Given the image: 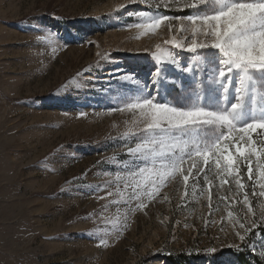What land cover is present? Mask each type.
I'll return each instance as SVG.
<instances>
[{"label":"rangeland","instance_id":"rangeland-1","mask_svg":"<svg viewBox=\"0 0 264 264\" xmlns=\"http://www.w3.org/2000/svg\"><path fill=\"white\" fill-rule=\"evenodd\" d=\"M169 3L0 0V264H264L261 232L239 254H214L238 249L252 230L264 229L256 157L252 180L247 161L241 164L247 187L239 193L231 178L220 186L214 157L208 165L193 157L183 165L193 173L187 188L178 175L155 198L126 202L133 181L137 191L158 182L155 174L127 175L128 148L143 125L139 112L112 110L135 90L126 80L147 83L159 65L169 96L179 93L172 80L188 83L153 53L160 44L189 64L190 22L173 19L155 32L133 26L147 16L196 11L183 9V0ZM49 32L56 34L51 41L38 39ZM253 138L259 148L264 137ZM228 154L237 156L233 147ZM194 164L203 168L198 176ZM244 192L252 213L241 203ZM201 252L206 257L196 258Z\"/></svg>","mask_w":264,"mask_h":264},{"label":"snow or ice","instance_id":"snow-or-ice-1","mask_svg":"<svg viewBox=\"0 0 264 264\" xmlns=\"http://www.w3.org/2000/svg\"><path fill=\"white\" fill-rule=\"evenodd\" d=\"M171 3L179 4L180 0H171ZM161 4L170 7L169 0H161ZM183 9L196 11L186 17L147 16L144 22L133 25L145 32H155L166 21L187 20L193 37L187 51L193 58L189 64L181 65L168 49L157 44L155 59L176 65L187 76L188 83L172 80L179 93L169 96L167 89L162 90L168 78L158 65L147 83L134 77L126 80L135 90L122 96V103L112 109L139 112L143 125L134 134L139 142L128 148L132 159L125 162L127 175L148 173L158 177L149 191H137L141 186L133 181L130 185L133 191L126 202L139 200L140 196L155 198L159 188L178 175L187 188L193 173L188 168L185 174L183 165L193 157L202 159L205 165L214 157L220 186L228 184L231 178L238 193L247 187L242 182L241 164L247 161L248 179L252 180L251 164L256 157L259 196L264 197V139L259 140L258 148L253 138L254 135L264 137V0H183ZM168 27L171 30L170 24ZM55 35L49 32L38 39L48 42ZM173 43L176 48L184 47ZM229 147L235 148V159L228 154ZM194 166L196 176L203 172L199 165ZM205 183H209L206 174ZM252 195H257L255 184ZM241 203L249 205L248 213H252L247 192L243 193ZM137 206L146 207V204L140 201ZM255 226L256 221H252V227ZM240 227L244 228V224ZM215 251L208 249L209 253Z\"/></svg>","mask_w":264,"mask_h":264},{"label":"trees","instance_id":"trees-1","mask_svg":"<svg viewBox=\"0 0 264 264\" xmlns=\"http://www.w3.org/2000/svg\"><path fill=\"white\" fill-rule=\"evenodd\" d=\"M258 232H261V234L264 235V229H260V228H257L255 230H252L251 233L249 234V236L246 238V240H244V242L242 243L241 247L238 248V249H231L229 251H217L216 253H214L215 255H219V254H222V253H225V252H230L232 254H239V251H241L242 249H247L249 247V245L254 241L255 239V236ZM196 258H203V257H206V253L205 252H201V253H198L196 256ZM243 257L241 256L240 260H242Z\"/></svg>","mask_w":264,"mask_h":264}]
</instances>
